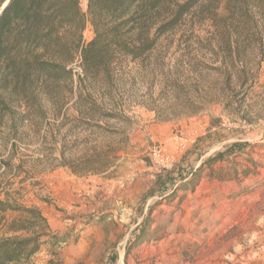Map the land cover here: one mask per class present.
<instances>
[{"label": "rangeland", "instance_id": "1", "mask_svg": "<svg viewBox=\"0 0 264 264\" xmlns=\"http://www.w3.org/2000/svg\"><path fill=\"white\" fill-rule=\"evenodd\" d=\"M115 75L93 119L0 113V238L65 239L27 264H264V0H203Z\"/></svg>", "mask_w": 264, "mask_h": 264}, {"label": "trees", "instance_id": "2", "mask_svg": "<svg viewBox=\"0 0 264 264\" xmlns=\"http://www.w3.org/2000/svg\"><path fill=\"white\" fill-rule=\"evenodd\" d=\"M202 1L86 0L83 12L80 0H0V113L15 123L11 114L16 108L48 106L58 114L72 101L76 112L93 119L103 105L94 89L111 91L116 71L129 63L144 65L157 44L168 40L183 16ZM87 23L93 37L85 43ZM95 162L92 158L83 165ZM28 213L40 219L36 211ZM30 230L12 226L15 233ZM43 236L0 238V264H27L43 244L66 242L58 236L43 242ZM51 255L45 264H62Z\"/></svg>", "mask_w": 264, "mask_h": 264}, {"label": "water", "instance_id": "3", "mask_svg": "<svg viewBox=\"0 0 264 264\" xmlns=\"http://www.w3.org/2000/svg\"><path fill=\"white\" fill-rule=\"evenodd\" d=\"M7 3H8V1H7V2L4 4V6L1 8V11L3 10V8L5 7V5H6ZM1 11H0V12H1Z\"/></svg>", "mask_w": 264, "mask_h": 264}]
</instances>
